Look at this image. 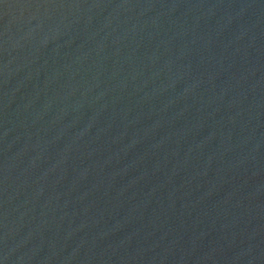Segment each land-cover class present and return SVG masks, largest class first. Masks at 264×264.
I'll return each mask as SVG.
<instances>
[{
    "label": "water",
    "instance_id": "95a60500",
    "mask_svg": "<svg viewBox=\"0 0 264 264\" xmlns=\"http://www.w3.org/2000/svg\"><path fill=\"white\" fill-rule=\"evenodd\" d=\"M0 264H264V0H0Z\"/></svg>",
    "mask_w": 264,
    "mask_h": 264
}]
</instances>
